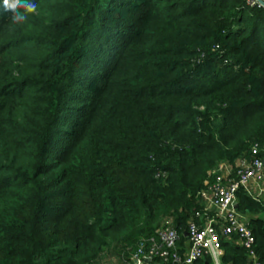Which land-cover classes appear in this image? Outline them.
<instances>
[{
	"label": "trees",
	"instance_id": "1",
	"mask_svg": "<svg viewBox=\"0 0 264 264\" xmlns=\"http://www.w3.org/2000/svg\"><path fill=\"white\" fill-rule=\"evenodd\" d=\"M33 2L15 24L0 0V264H132L166 227L183 245L217 163L264 157V9ZM235 208L264 264L263 199ZM219 235L221 264H253Z\"/></svg>",
	"mask_w": 264,
	"mask_h": 264
},
{
	"label": "built area",
	"instance_id": "2",
	"mask_svg": "<svg viewBox=\"0 0 264 264\" xmlns=\"http://www.w3.org/2000/svg\"><path fill=\"white\" fill-rule=\"evenodd\" d=\"M251 6L264 9V0H245ZM258 150L256 144L252 152ZM264 157L238 156L233 162L222 159L214 168L215 180L201 190L203 208L196 209L187 221L186 240L176 243L178 232L166 227L158 237H151L144 248L141 242L132 255V264H151L153 256L160 259L156 264H193L204 255L212 258V264H221L222 247L219 233L237 235L240 243L248 250L253 264H259L254 251L255 237L247 223V217L236 208V191L242 187L252 196L264 199ZM212 212V213H211ZM146 244V243H145ZM178 254L175 247H182Z\"/></svg>",
	"mask_w": 264,
	"mask_h": 264
},
{
	"label": "clouds",
	"instance_id": "3",
	"mask_svg": "<svg viewBox=\"0 0 264 264\" xmlns=\"http://www.w3.org/2000/svg\"><path fill=\"white\" fill-rule=\"evenodd\" d=\"M3 10L10 13V19L15 24H23L29 14L37 11L33 0H3Z\"/></svg>",
	"mask_w": 264,
	"mask_h": 264
},
{
	"label": "crops",
	"instance_id": "4",
	"mask_svg": "<svg viewBox=\"0 0 264 264\" xmlns=\"http://www.w3.org/2000/svg\"><path fill=\"white\" fill-rule=\"evenodd\" d=\"M263 201H264V199H263ZM184 244V243H183Z\"/></svg>",
	"mask_w": 264,
	"mask_h": 264
},
{
	"label": "water",
	"instance_id": "5",
	"mask_svg": "<svg viewBox=\"0 0 264 264\" xmlns=\"http://www.w3.org/2000/svg\"><path fill=\"white\" fill-rule=\"evenodd\" d=\"M263 161H264V159H263Z\"/></svg>",
	"mask_w": 264,
	"mask_h": 264
}]
</instances>
